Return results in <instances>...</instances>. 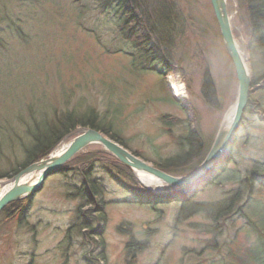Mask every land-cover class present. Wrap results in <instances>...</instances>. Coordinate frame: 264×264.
I'll return each mask as SVG.
<instances>
[{
	"label": "rangeland",
	"instance_id": "374dc122",
	"mask_svg": "<svg viewBox=\"0 0 264 264\" xmlns=\"http://www.w3.org/2000/svg\"><path fill=\"white\" fill-rule=\"evenodd\" d=\"M211 4V0H154L150 4L162 15L174 10L186 23L182 31H176L172 57L166 61L173 72L161 68L150 72L149 63L140 71L139 65L132 66L131 54L117 51L123 45L117 20L113 22L109 15H104L102 22L97 19L102 15L99 0H0V8H7L0 14V175L7 177L0 180L7 181L16 174L15 169L22 168L21 146L25 150L28 143L25 127H37V133L42 134L44 127L70 112L93 114L110 122L128 148L151 162L157 161V155L166 158L178 151L173 148V139L189 121L194 127L195 121L200 124L203 144L211 146L239 92L237 73ZM227 5L234 35L242 42L251 72L259 82L252 88L250 107L239 133L240 154L232 152L229 171L219 177L222 169L217 167L211 187L205 183L202 191L191 197L196 207L228 198L255 165L264 167L263 57L259 50L248 47L246 17L238 1L227 0ZM13 20L17 31L9 27ZM98 22V39L82 28L93 30ZM19 34H25L22 40ZM204 73L209 75L208 86L214 88L213 93L207 91V99L202 87ZM171 82L183 85L185 108L176 101L178 94ZM168 93L175 101L169 100ZM163 115L175 118L172 137L161 128ZM15 133L22 139L18 140ZM68 140L64 137L56 147ZM89 151L97 153L100 147H90ZM100 159L95 177L106 186V218L94 216L98 208L86 205L80 209L71 182L74 173L54 176L35 197L28 226L18 227L20 212L0 221V264H29L31 260V264H214L216 259L221 261L215 264H233L232 258L242 264H264V250L258 252L256 260L251 259L255 249L263 248V239L258 244L256 235L262 233L264 237V177L245 181L244 187H252L251 198L248 195L236 204V213L227 220L214 221L207 214L197 213L177 221L179 206L167 201L158 204L157 212L147 206L121 203L123 199L135 200L137 195L102 173V165L111 166L105 163L110 160ZM9 162L13 166L7 168ZM168 173L181 177L189 172ZM231 173L237 179L229 177ZM242 218L256 231L241 229ZM216 226L217 236L212 232ZM130 238L134 246L148 242L150 247L137 251L129 246ZM87 251L90 257L85 259Z\"/></svg>",
	"mask_w": 264,
	"mask_h": 264
},
{
	"label": "trees",
	"instance_id": "16d2710c",
	"mask_svg": "<svg viewBox=\"0 0 264 264\" xmlns=\"http://www.w3.org/2000/svg\"><path fill=\"white\" fill-rule=\"evenodd\" d=\"M104 2L111 9L110 12L112 13L117 12V10H120L122 7L124 9L127 5L131 6V8L125 11L126 15H122L123 17L121 20L123 26L125 27L124 31L128 45L132 46V48H130L131 53L139 58L142 67L145 68V66L150 65L151 61H157L160 59L166 63L167 59L172 57L170 52H172L175 48L174 39L177 34L176 30L178 26V19L174 10L172 11L169 9L165 15H162L158 8L155 10L154 8H150V4L153 5L154 0H139V2H137V0H104ZM242 5L246 17L245 30L247 36L249 37V44L264 50V0H242ZM122 13H124V10ZM144 29L146 32H149L146 34ZM146 63H149V65H146ZM152 67L153 65H151L149 69ZM208 76L209 75H206L204 77L205 85L203 86V94H205L206 99L208 90H211L212 93L214 92L213 85L208 86ZM252 81L253 86L258 85L259 80L257 78L253 77ZM169 98L171 99V102L174 101L170 94ZM62 115L63 116L56 118V123L53 126H46L45 131L42 134L34 133L33 135V132H31L32 129L30 130V134L33 137L28 138L27 148L22 154L21 163H19V167H22L19 171L34 163L36 160L42 159L48 155V153L54 149L61 139L78 128H90L99 131L128 149L119 135L113 132L110 122L98 119L93 114L88 116H79L70 112ZM169 121L170 117H161L160 122L162 123L164 129L166 128V125H168ZM189 123H184L186 125L184 128L180 129L179 127V136L173 139V148L176 146L178 151L173 153L174 155L166 158H161L157 155V161L152 162L160 170L165 172L175 170L183 173H190V171L192 172L195 170L204 160L207 152L209 151L210 145L205 146L203 144L204 137L199 126L200 124L195 121L196 126L194 127L193 121H189ZM35 129L37 130L38 128ZM235 142L238 146L234 150H231L239 155L241 147L239 146L237 139ZM235 142L233 143L232 148L234 145L236 146ZM39 149H42V151L38 152ZM231 152L226 155L224 161L220 162L221 165L218 166V170H227L226 165L229 166L231 163ZM101 157L110 160L107 162H109V165L112 168L111 171L114 173L113 178L119 184L125 183L128 187L142 186L136 181L128 169L118 164L116 160L111 159V156L109 157V155L106 156L97 152L77 155L74 159H72L67 166L78 171L80 177L82 178V186L78 191L79 196H82L84 202L81 204L80 209H83L86 205H90L93 209L98 208V210H96L97 215L106 218L103 201V187L106 186L103 181L95 177V162L102 161L100 159ZM11 165L12 163L9 162L8 166ZM105 168L108 167L105 166ZM19 171L15 170L14 173L17 174ZM214 172L215 169L210 173V176L213 175ZM233 175L234 174L232 173L230 177ZM259 176L264 177V168L260 166L250 170L246 180L250 179L251 181H254ZM246 180L241 179L239 181V187L232 189L229 192L228 198L221 200L215 205L199 204V207H196L195 205L184 204V206L178 210L176 220H179V217L187 219V214L194 210L210 215L213 217L214 221L216 218L222 216L225 217L228 215V218L231 217L236 213V211H234V206L236 204L243 201L248 195L251 198L250 193L252 191V187L250 185L244 187ZM261 189H264V187H261ZM137 195L140 196L139 194ZM187 195L182 197L185 198ZM176 196H178V194L168 196L153 195L150 199H147L145 196L144 198L137 199V201L149 204L153 210L158 211V204L160 202L165 203L166 200L171 201ZM157 199L160 200L157 201ZM259 202H261V200H259ZM28 203H31V199ZM28 206L30 205H27V207ZM14 210L12 213H14ZM195 211L193 214H195ZM247 221L248 220H246V222ZM214 232L216 233L215 235L219 233V231H217V226L214 228ZM104 246L105 245L103 244V248ZM129 246L139 248L136 246V243L135 246L134 244Z\"/></svg>",
	"mask_w": 264,
	"mask_h": 264
},
{
	"label": "water",
	"instance_id": "95a60500",
	"mask_svg": "<svg viewBox=\"0 0 264 264\" xmlns=\"http://www.w3.org/2000/svg\"><path fill=\"white\" fill-rule=\"evenodd\" d=\"M213 4L221 26L223 37L226 42L227 50L236 67L239 81V92L237 101L235 103V114L232 121L227 126V128H223L221 126L213 146L207 154L204 162L193 173L181 178L172 177L133 156L124 148L107 139L99 132L92 129H79L73 132L70 136L78 135L79 133L80 135L72 140L66 147L67 149L61 152V154H55L45 160L38 162L37 164L28 167L10 181L11 183L16 184L17 189L10 190L3 197V199L0 200V211L10 202L29 197L39 189L48 176L55 173L76 153L90 144H99L103 146L107 152L113 154L134 174L141 173L145 176H153L163 182L165 185L171 187V190L182 189L203 175L207 174L212 169V167L216 165L220 157L227 151L230 143L233 141L236 133L238 132L250 92V73L248 69L243 66V59L236 47L231 25L226 14L225 2L224 0H213ZM31 172H33L32 178L37 177V179L34 178L32 180L30 179L29 181L27 179L25 182H21L22 179Z\"/></svg>",
	"mask_w": 264,
	"mask_h": 264
},
{
	"label": "bare ground",
	"instance_id": "6f19581e",
	"mask_svg": "<svg viewBox=\"0 0 264 264\" xmlns=\"http://www.w3.org/2000/svg\"><path fill=\"white\" fill-rule=\"evenodd\" d=\"M7 11V8L6 7H3V8H0V14H4L6 13ZM237 45H238V48L240 51H238L240 53V55L243 56L244 60H242V64L245 68H247V62L245 63L244 61L246 60V53L243 46H242V42L240 41H236ZM2 43H0L1 45ZM171 86H172V89L177 93V94H181L183 92V85H180V84H177L175 82H171ZM234 114H235V106L233 105L229 111L227 112L226 116H225V119L223 121V125L222 127L223 128H227V126L230 124V122L232 121L233 117H234ZM67 144H68V141L64 142V144L58 148V150L56 151V155H59L61 154V152H63L65 149H67ZM54 155V154H53ZM34 172V171H33ZM33 172H31L29 175H26V177H24L22 179L21 182H25L27 179L28 181L31 179H34L37 177H34L32 178L33 176ZM138 175H142L141 173H139ZM140 179L142 181V183L152 189V190H158V191H163V190H168L170 189L171 187L169 186H165L164 184H162L157 178L153 177V176H147L145 177V175H142L140 176ZM17 189L16 187V184H12V183H9V182H5L4 180H0V200L3 199V197L8 193L7 191L9 189ZM3 219H4V216L2 215V213L0 212V221L3 222Z\"/></svg>",
	"mask_w": 264,
	"mask_h": 264
}]
</instances>
